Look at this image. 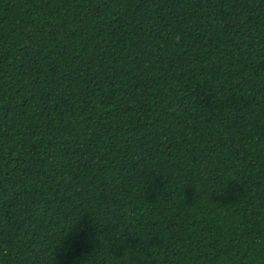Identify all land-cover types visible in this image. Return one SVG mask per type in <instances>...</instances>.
I'll use <instances>...</instances> for the list:
<instances>
[{
    "label": "trees",
    "instance_id": "1",
    "mask_svg": "<svg viewBox=\"0 0 264 264\" xmlns=\"http://www.w3.org/2000/svg\"><path fill=\"white\" fill-rule=\"evenodd\" d=\"M0 264H264V0H0Z\"/></svg>",
    "mask_w": 264,
    "mask_h": 264
}]
</instances>
